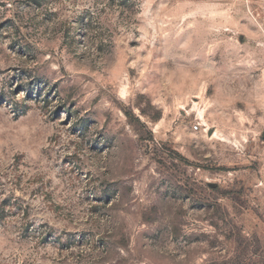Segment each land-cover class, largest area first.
Returning a JSON list of instances; mask_svg holds the SVG:
<instances>
[{"label": "rangeland", "instance_id": "1", "mask_svg": "<svg viewBox=\"0 0 264 264\" xmlns=\"http://www.w3.org/2000/svg\"><path fill=\"white\" fill-rule=\"evenodd\" d=\"M2 200L0 264H264V0H0Z\"/></svg>", "mask_w": 264, "mask_h": 264}, {"label": "trees", "instance_id": "2", "mask_svg": "<svg viewBox=\"0 0 264 264\" xmlns=\"http://www.w3.org/2000/svg\"><path fill=\"white\" fill-rule=\"evenodd\" d=\"M15 208L16 210H18V212L21 211V206H19L16 202L11 205L9 202H7V200H2V202L0 203V221L2 215L8 213V209H15ZM24 213L25 211L23 212V214ZM22 217H24V215Z\"/></svg>", "mask_w": 264, "mask_h": 264}]
</instances>
